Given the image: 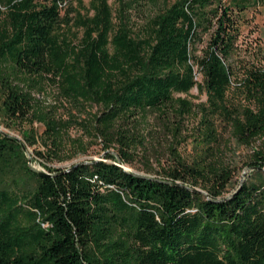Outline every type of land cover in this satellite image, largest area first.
<instances>
[{"label":"trees","instance_id":"16d2710c","mask_svg":"<svg viewBox=\"0 0 264 264\" xmlns=\"http://www.w3.org/2000/svg\"><path fill=\"white\" fill-rule=\"evenodd\" d=\"M248 2L0 0V120L41 142L47 170L0 132V264H264V181L227 195L235 170L220 157L221 133L259 141L247 165L262 175L264 56L245 61L239 44ZM195 86L202 104L177 96ZM67 101L89 105L77 128L92 144L157 176L110 152L52 164L88 152ZM194 113L207 147L188 161L174 140Z\"/></svg>","mask_w":264,"mask_h":264},{"label":"rangeland","instance_id":"374dc122","mask_svg":"<svg viewBox=\"0 0 264 264\" xmlns=\"http://www.w3.org/2000/svg\"><path fill=\"white\" fill-rule=\"evenodd\" d=\"M74 2V4H78V2H83L85 5L89 4L90 0H70ZM111 3L115 5V0H110ZM143 1V0H137ZM173 2L174 0H167ZM229 0H222L223 4H227ZM241 36L239 37V44L243 50L242 57L245 61L259 60L264 56V0H249L246 10L241 13ZM140 18V16L134 15V19ZM139 21H135L136 24ZM138 28L137 26H134ZM256 55V58L252 57ZM201 77L198 76L197 81L200 82ZM57 94V90L51 89L48 91L47 97L45 100L48 102L53 101L54 97ZM179 97L185 98L186 100L192 101L194 106L198 104H202V102L206 101L205 93L200 94L198 91V87L195 86L187 95L180 94L177 95ZM38 97H42V94H38ZM66 108L63 111V114L66 116H70L72 119L73 126L70 127V134L75 137H83L86 142L88 152L77 154L73 160L67 161V163L55 164L59 167H67L73 162H79L82 160H97V158L104 159L106 153L110 152V154H114L115 157L121 161V158L117 151L112 149H104L102 140H98L96 144H92L93 141L88 139V137L83 134V130L77 128L78 123L81 121H85L86 111L89 108L87 103L82 101L78 102V105L71 104L68 101L65 102ZM97 107L92 111L95 113ZM67 118V117H66ZM205 118V117H204ZM185 123L182 125L183 133L180 134L176 140H174V146L178 149L183 157H185L188 161L193 160L200 156L203 153L205 147H207V140L203 137V129L204 123L203 116L201 114L194 113L193 115H189L185 118ZM38 128V134H40L43 130L42 125L36 124ZM0 131L2 133H6L12 137L18 139L19 142L23 145V150L25 151L26 157L28 158V164L34 170H39L42 172H47L45 165L43 164V159L40 158L37 154L38 151H43L44 148L41 142L37 141L36 144L30 145L24 139L23 135L16 130L7 128L3 122L0 120ZM221 140L227 147H225L224 152L221 154V160L224 161L225 164L231 166L235 170V177L232 183L229 186V192L227 195L231 193V191L235 188L236 185L244 183L250 180H263L264 181V169L261 171L262 175L258 174L256 169L249 167L247 164L250 161V157L255 150L258 148L261 150L262 146L259 145L260 142H253L252 145L246 146L238 143L236 140L231 139L229 134H222ZM95 143V142H94ZM122 165L130 169L133 172L139 174H145L150 176H157L156 174L146 171L145 168H142V163L140 160L132 162V164H126L121 161ZM157 167V166H155ZM158 169V167H157ZM263 176V179H262Z\"/></svg>","mask_w":264,"mask_h":264},{"label":"water","instance_id":"95a60500","mask_svg":"<svg viewBox=\"0 0 264 264\" xmlns=\"http://www.w3.org/2000/svg\"><path fill=\"white\" fill-rule=\"evenodd\" d=\"M1 132V131H0ZM97 160H101V158L99 159V158H97ZM97 160H95V161H97ZM120 163H119V165L120 166H122L123 168H124V170L125 171H129V172H131L132 174H135V175H137V176H141V177H143V176H146L145 174H139V173H136V172H133V171H131L130 169H127V168H125L123 165H122V163H121V161L120 160H118ZM87 162V161H86ZM241 184H243V183H241Z\"/></svg>","mask_w":264,"mask_h":264}]
</instances>
